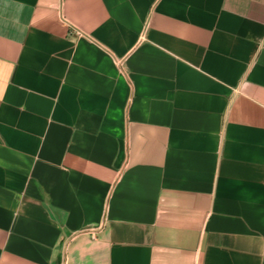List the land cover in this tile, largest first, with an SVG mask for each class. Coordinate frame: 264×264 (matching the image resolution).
<instances>
[{"label":"crops","instance_id":"obj_1","mask_svg":"<svg viewBox=\"0 0 264 264\" xmlns=\"http://www.w3.org/2000/svg\"><path fill=\"white\" fill-rule=\"evenodd\" d=\"M0 264H264V0H0Z\"/></svg>","mask_w":264,"mask_h":264},{"label":"built area","instance_id":"obj_2","mask_svg":"<svg viewBox=\"0 0 264 264\" xmlns=\"http://www.w3.org/2000/svg\"><path fill=\"white\" fill-rule=\"evenodd\" d=\"M77 34L81 35V33H80V32H78Z\"/></svg>","mask_w":264,"mask_h":264}]
</instances>
